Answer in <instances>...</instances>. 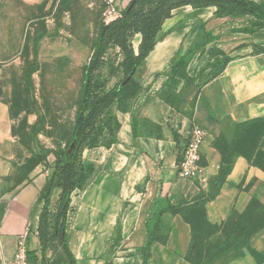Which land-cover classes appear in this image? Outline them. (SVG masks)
<instances>
[{"label": "crops", "instance_id": "0c3cea01", "mask_svg": "<svg viewBox=\"0 0 264 264\" xmlns=\"http://www.w3.org/2000/svg\"><path fill=\"white\" fill-rule=\"evenodd\" d=\"M129 2L120 0L123 10ZM216 11V6L184 5L172 12L138 74L142 90L128 111L118 112L117 142L84 150V160L95 164V170L72 195L68 243L76 264H144L143 249L162 210L157 233L166 239L153 244L150 264H194L188 259L193 228L187 214L202 195L213 192L224 166L229 170L223 183L204 205L208 223L223 225L232 212L248 210L253 200L264 205V166L239 153L229 163L223 160L236 126L264 118V27L249 31L251 15L218 16ZM141 41L140 33L132 37L136 52ZM179 58L187 62L194 88L174 74ZM168 90L185 93L182 111L162 97ZM2 110L0 140L5 141L9 115ZM194 124L208 135L202 172L190 179L179 175L178 164ZM2 149L0 145V264L13 256L19 236L27 231L28 248L39 257L41 195L51 170L41 164L29 174L15 169ZM260 149L264 158V143ZM60 192L53 190L52 203ZM168 205L184 209L172 213ZM222 264H264V226L242 253Z\"/></svg>", "mask_w": 264, "mask_h": 264}, {"label": "rangeland", "instance_id": "374dc122", "mask_svg": "<svg viewBox=\"0 0 264 264\" xmlns=\"http://www.w3.org/2000/svg\"><path fill=\"white\" fill-rule=\"evenodd\" d=\"M107 11L105 0H0V114L5 108L9 115V138L0 145L15 169L28 172L41 164L51 169L50 175L55 171L57 156L72 137L86 67ZM109 55L116 64L124 56L114 47ZM110 72L106 64L99 73L108 88L123 76L122 71L114 76ZM263 141L264 123L258 122L238 134L236 143L247 155L259 156ZM54 203L47 221L50 233L60 229ZM195 220L191 258L197 264H222L245 250L248 237L264 223V207L253 202L246 214L235 213L218 228L208 227L201 209ZM39 259L41 264H73L58 237Z\"/></svg>", "mask_w": 264, "mask_h": 264}, {"label": "trees", "instance_id": "16d2710c", "mask_svg": "<svg viewBox=\"0 0 264 264\" xmlns=\"http://www.w3.org/2000/svg\"><path fill=\"white\" fill-rule=\"evenodd\" d=\"M184 5H192L193 7L216 6V14L218 16L251 15L253 19L249 31H255L264 27V3L254 0H130L120 18L101 24L92 57L86 67L85 81L71 140L67 144L66 149L57 156L56 169L50 175L46 188L41 195V199L45 202L38 228L42 244L41 252L45 253L49 247V243L58 237L66 256L73 264H76L75 257L68 243V215L72 209V195L75 191L83 189L95 170V164L84 160L83 152L85 149H93L100 146L109 148L117 142L118 132L121 128L118 112L128 111L132 102L138 97L143 88L138 74L142 71L146 57L153 50L158 40L162 24L172 15L175 9ZM137 33L142 35L138 52L135 51L132 43V37ZM111 47L119 48L124 55L117 64L112 61L109 55ZM106 64H109L111 67L110 76L116 75L119 71H122L123 75L122 79L111 88H108V80H105L99 74L101 68ZM186 65V60L179 58L174 62L173 72L185 79L188 87L194 88L195 79L190 77L186 72ZM161 95L166 102L176 106L180 111L183 110L182 108L185 103L184 92L178 94L168 90L164 91ZM194 104H192V108ZM189 113L192 115V110ZM258 122L264 123V118H254L236 126L233 140L229 144L227 151L223 154L224 163H229L231 156L234 153H239L245 155L250 160L255 159L258 164L264 166L261 146L258 149V152H260L259 156H249L240 151L239 145L236 143L238 134L240 135L245 128H250ZM175 137L179 142L178 135H175ZM30 169H28V172H24L29 174ZM228 170L229 167H222L221 175L216 185H214L213 192L208 197L202 195L193 207L194 212L187 214V218L193 228V241L188 259L194 264L197 263L191 258V253L197 239L196 213L201 209L203 219L208 224V227L218 228V226H213L206 221L204 205L218 191ZM56 187L61 189L58 198L54 201L57 208L55 222L60 226V229L58 232L50 233L47 221L48 217L53 214L50 210V204L52 203V192ZM253 202L258 201L253 200L248 210L251 208ZM258 203L262 205L260 202ZM262 206L264 207V205ZM166 209L172 213H181L184 208L183 206L168 205ZM164 211L162 210L154 218V229H150L149 242L143 249L144 264H150L153 244L156 241L163 242L166 239V236L157 233L160 216ZM246 212L247 210L239 215H244ZM235 213L232 212L230 219H232ZM263 226L264 223L258 229ZM258 229H255L253 234ZM218 231L221 232L220 229H216L215 232L218 233ZM251 236L246 240V246ZM28 258L32 264H41L39 257L34 251H28Z\"/></svg>", "mask_w": 264, "mask_h": 264}, {"label": "built area", "instance_id": "2783aa9c", "mask_svg": "<svg viewBox=\"0 0 264 264\" xmlns=\"http://www.w3.org/2000/svg\"><path fill=\"white\" fill-rule=\"evenodd\" d=\"M107 4V23L118 19L123 14L120 0H105ZM207 131L204 127L194 124L190 130L187 143L185 144L182 157L178 164L179 175L183 178H198L202 172V149L207 138ZM28 236L29 232L19 236L16 250L10 259L4 264H32L28 258Z\"/></svg>", "mask_w": 264, "mask_h": 264}, {"label": "bare ground", "instance_id": "6f19581e", "mask_svg": "<svg viewBox=\"0 0 264 264\" xmlns=\"http://www.w3.org/2000/svg\"><path fill=\"white\" fill-rule=\"evenodd\" d=\"M79 250V249H78ZM77 252H79V251H77Z\"/></svg>", "mask_w": 264, "mask_h": 264}, {"label": "water", "instance_id": "95a60500", "mask_svg": "<svg viewBox=\"0 0 264 264\" xmlns=\"http://www.w3.org/2000/svg\"><path fill=\"white\" fill-rule=\"evenodd\" d=\"M72 147H73V146H72ZM72 147H71V148H72Z\"/></svg>", "mask_w": 264, "mask_h": 264}]
</instances>
